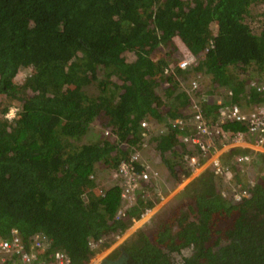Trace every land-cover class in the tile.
I'll return each mask as SVG.
<instances>
[{
	"label": "trees",
	"instance_id": "1",
	"mask_svg": "<svg viewBox=\"0 0 264 264\" xmlns=\"http://www.w3.org/2000/svg\"><path fill=\"white\" fill-rule=\"evenodd\" d=\"M263 1L0 0V235L16 228L30 242L42 232L51 251L68 252L69 264H88L99 252L93 243L123 232L157 202L141 194L118 216L120 187L102 194L95 178L98 164L116 168L147 145L144 118L168 123L170 131L154 139L171 178L179 185L190 176L177 159L194 147L175 122L190 105L178 79L189 70L178 61L201 56L214 40L195 67L212 76L207 115L224 104L219 87L242 106L264 101L241 76L251 63L264 70V27L256 33L246 20L251 4ZM25 67L30 73L17 82ZM14 100L19 110L9 120ZM96 119L102 134L81 142ZM110 127L113 138L104 132ZM236 151L245 150L226 158ZM254 162L264 170V153ZM222 186L205 168L175 195L174 214L150 219L98 264H264V174L239 201ZM186 248L192 252L175 257Z\"/></svg>",
	"mask_w": 264,
	"mask_h": 264
},
{
	"label": "built area",
	"instance_id": "2",
	"mask_svg": "<svg viewBox=\"0 0 264 264\" xmlns=\"http://www.w3.org/2000/svg\"><path fill=\"white\" fill-rule=\"evenodd\" d=\"M214 46V40L210 39L201 56L188 54L178 61L182 69H191L195 72L188 87L183 86L182 88L190 99L186 115L175 120L178 130H185L181 134L182 140L190 146H194L180 154V161L188 166L193 175H197L206 167L213 168L216 174L222 178V194L239 201L251 194V189L256 184L258 177L264 174V170L254 175L249 171L246 173V167L253 164L258 154L264 153V101L257 102L251 108H245L228 100L231 96L230 90L227 99H222L219 94V96L217 95L219 101L224 102V104L219 107L216 117L205 113L206 91L202 88V80L205 74L196 71L195 67ZM174 67V62H170L165 67V72L167 74L172 73ZM178 79L180 85L185 83L181 77ZM249 86L256 91L264 92V76L250 78ZM18 110L19 104H11L5 112V117L12 120L16 117ZM150 120L148 118L141 120L142 134L145 138L149 136L151 131ZM231 123L239 124V127L232 130ZM104 132L111 138L115 137V131L112 127L106 128ZM241 149L245 151L234 152V166L226 162L227 152ZM138 163H142L144 168H138ZM149 167V163L142 159L141 151H136L129 158L120 160L116 168L111 169L112 185H118L121 190L122 205L117 212L118 216L125 214L137 202L139 195H141L138 193L139 190L151 181ZM108 187L100 186L102 194L106 193ZM144 191L142 196L146 199L161 195L160 190ZM157 204L147 207L141 213L140 218L154 214ZM126 232L129 233V231L124 230L113 235V241L121 240ZM51 242L50 237L42 232L36 233L30 242H26L18 229L14 228L11 236L0 235V264L71 263V257L66 250L62 248L50 250Z\"/></svg>",
	"mask_w": 264,
	"mask_h": 264
},
{
	"label": "rangeland",
	"instance_id": "3",
	"mask_svg": "<svg viewBox=\"0 0 264 264\" xmlns=\"http://www.w3.org/2000/svg\"><path fill=\"white\" fill-rule=\"evenodd\" d=\"M246 20L252 27V29L258 33L262 30L264 27V1L263 2H254L250 6L249 13L246 16ZM213 28L216 29V25L213 23ZM175 56L182 55L180 51H176ZM30 73V69L28 67H25L22 69V71L19 73V75L16 77L17 82H22L25 77ZM194 70H189L186 74L182 75L181 78L182 80L185 81L183 85H181V89L184 87H188L190 79H192L194 75ZM243 78L250 79L255 76H264V70L259 71L254 64H249L248 71H246L244 74H241ZM202 88L204 91L208 92L209 89L213 88V81H212V76L209 74H205L202 80ZM217 90L216 93H219V97L222 99H227L228 98V93L229 90L226 89L225 87L222 88H215ZM3 101V98H0V102ZM171 102V101H170ZM13 104H20V101L14 100L12 103ZM253 105H247L243 106L245 108H251ZM187 109V108H186ZM184 110V113L187 112V110ZM151 120V131L149 133V136L146 137L147 139V145L142 148L141 154L142 158L146 160L147 162L149 161L150 165V175H151V181L149 184L144 185L142 189L139 190V194H143L146 190L148 191H156L160 190L161 195L160 197L157 198L158 203L155 206L154 209V214L152 215H147L145 217H139V218H134L130 226L127 228L126 231H129V233H125V236L121 238V240H117L114 242V236L111 237H106L102 239L101 241L97 242L94 244L95 247L98 248L99 252L92 258V261L89 264H98L102 259L107 257L108 255L111 254L114 249L119 246L120 244L125 243L131 234H133L137 229H140L141 227L147 228L149 225V220L157 217L156 219L158 220L159 216L161 217L163 213L167 212L169 214H174L179 207V203L175 198V195L179 192L181 188H183L185 185H187L195 176L193 173L190 174V176H187L182 180V182L177 185L175 183V180L171 178L170 172L167 168L166 163L163 161L161 157V153L159 150L156 148V139H154V135L156 134H162V133H167L170 131V128L168 126V123L166 121L162 120H157L155 118H150ZM99 119H96L95 122L93 123L92 130L89 131L83 138L81 139V142H89L96 140L103 131V128L99 122ZM180 137L182 135L179 134ZM181 149V147H178ZM228 158V159H227ZM225 157L226 162L233 164V159L234 156H227ZM178 160H181V155L177 157ZM188 167L187 165H185ZM234 166V164H233ZM238 166V165H237ZM239 167V166H238ZM207 168V167H206ZM205 169V168H204ZM204 169L202 171H204ZM263 168L260 166V164H256V162H253V164H250V166L246 167V173L249 171L251 174H257L258 172H261ZM200 171V172H202ZM198 172V174L200 173ZM95 178L97 180V183L101 187H107L112 184L113 180L111 179V167L110 165H106V162H102L101 164H98L97 166V171L95 174ZM156 197V196H155ZM161 213V214H160ZM107 244V246H105ZM113 244V245H112ZM192 252L191 248H186L183 252L181 253H176L175 257L178 259H181L182 256L188 255Z\"/></svg>",
	"mask_w": 264,
	"mask_h": 264
},
{
	"label": "crops",
	"instance_id": "4",
	"mask_svg": "<svg viewBox=\"0 0 264 264\" xmlns=\"http://www.w3.org/2000/svg\"><path fill=\"white\" fill-rule=\"evenodd\" d=\"M142 155V154H141ZM143 159V158H142ZM144 160V159H143ZM148 163H150L149 161H148Z\"/></svg>",
	"mask_w": 264,
	"mask_h": 264
},
{
	"label": "clouds",
	"instance_id": "5",
	"mask_svg": "<svg viewBox=\"0 0 264 264\" xmlns=\"http://www.w3.org/2000/svg\"><path fill=\"white\" fill-rule=\"evenodd\" d=\"M127 230V229H126ZM89 264V263H88Z\"/></svg>",
	"mask_w": 264,
	"mask_h": 264
}]
</instances>
